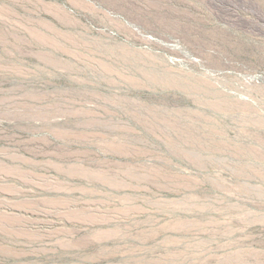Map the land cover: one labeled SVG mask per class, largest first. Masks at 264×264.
I'll list each match as a JSON object with an SVG mask.
<instances>
[{
	"label": "rangeland",
	"instance_id": "374dc122",
	"mask_svg": "<svg viewBox=\"0 0 264 264\" xmlns=\"http://www.w3.org/2000/svg\"><path fill=\"white\" fill-rule=\"evenodd\" d=\"M0 264H264V0H0Z\"/></svg>",
	"mask_w": 264,
	"mask_h": 264
}]
</instances>
